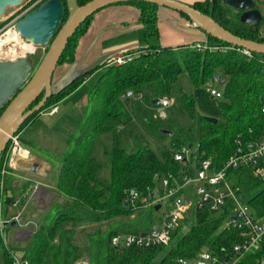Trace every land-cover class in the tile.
<instances>
[{
  "label": "trees",
  "instance_id": "16d2710c",
  "mask_svg": "<svg viewBox=\"0 0 264 264\" xmlns=\"http://www.w3.org/2000/svg\"><path fill=\"white\" fill-rule=\"evenodd\" d=\"M87 1L79 0V4ZM254 1L262 13L258 24L242 22V10L223 0H201L192 5L209 13L233 33L264 43V0ZM63 2L65 8L61 24L68 16L66 0ZM125 2L140 8L141 20L149 39L148 46L132 53V58L126 62L98 63L59 89L52 88L43 105L24 121L18 131L21 132L39 113L58 105L91 75L98 74L88 93L86 113L68 149L58 158L60 167L55 186L63 194L64 200L51 207L34 232L31 244L22 255L28 264H76L83 255L81 246L75 240L77 228L82 223L98 224L86 232L89 259L83 264H180L178 258L193 260L203 249L226 255L243 237L240 229L223 226L229 210L227 207L213 212L205 206L194 210V218L192 208L189 210L188 215L173 230L169 244L147 247L112 244L111 239L115 234L148 231L153 227L159 209L155 208L156 204L146 205L144 199L155 196L154 190L161 176L169 173L180 176L181 169L188 166L185 161L175 159V152L183 145L193 147L191 135L185 138L173 136L171 147L160 157L152 148L142 145L122 147L119 140H116L112 150L108 151L112 168L111 182L100 180L97 177L99 164L92 158L93 146L100 132L118 130L130 123V114L118 102L128 90H132L133 95H139L143 86L151 82L155 97L160 98L170 92L181 72L187 71L198 83L218 79L216 70H223L227 77L222 80L226 82V87L221 95L225 100L220 101V107L227 122L222 124L204 118L200 125L198 146L201 154L211 156L219 166L234 152V141L238 134L243 132L246 136H258L264 129V53L253 51L252 55H247L237 45L224 50L209 46L202 49L195 45L196 42L176 46L150 42L151 35L158 31L159 5L145 0ZM181 14L193 21L186 13ZM92 16L87 17L69 38L58 65L75 60L78 39L86 31ZM207 34L204 42L210 46L232 45ZM43 55L31 53L28 57L36 66ZM44 95L45 90L33 105ZM181 102L193 114L194 95L183 92ZM4 108L0 109V113ZM251 128L253 133L250 132ZM2 168L3 161L0 162V177ZM7 168L14 172L9 166ZM229 173L235 182L241 183L247 192L253 193L248 201L256 214L264 218V180L257 177L250 166L230 169ZM3 178L5 196L2 199L1 214L6 216L14 202L16 206L24 203L34 180H24L15 188L13 173H6ZM160 193H163V188ZM103 222H108L105 229L99 225ZM6 254V264H13L8 251ZM263 260L264 235L260 247L245 253L235 264H259Z\"/></svg>",
  "mask_w": 264,
  "mask_h": 264
},
{
  "label": "rangeland",
  "instance_id": "374dc122",
  "mask_svg": "<svg viewBox=\"0 0 264 264\" xmlns=\"http://www.w3.org/2000/svg\"><path fill=\"white\" fill-rule=\"evenodd\" d=\"M41 1L42 0H23L18 6H8L5 12L0 16V23L4 22L0 26V34L4 33L10 27V21L13 18L17 17L25 9H27L25 14L30 12V10L32 11L39 6L38 4ZM24 40L27 41L26 38ZM27 42L30 43L33 41L28 40ZM32 44L35 46L34 53H38L40 56L43 55L48 48V45ZM59 70L60 68L57 67L53 78H57ZM215 75L218 79H215L212 82L199 81L196 83L187 71L181 72L177 82H175L172 89L167 94L169 104L166 106H163L160 102H153L156 93L151 82H148L143 86L139 95L121 96L118 99V102L130 114L131 121L129 124L120 127L118 130L100 132L96 137L92 150V158L99 164L97 177L106 183L111 182L112 168L108 157V151L112 150L116 140H119L122 147L142 145L152 148L160 157H162L163 152L171 147L173 136L185 138V136L189 134L192 136L193 142L191 150H196L200 143V125L204 118L215 117L222 124L227 122V118L220 107V101H224L225 97L213 96L210 92V88H215L224 93L226 82L222 80L226 79L227 75L221 69H217ZM97 78L98 74L91 75L74 97L69 99L67 103H62L61 111L56 116L49 115L48 113L50 110L47 109L46 111L39 113L27 127L23 128L25 129L23 130V137H28V139L36 143L37 146H33V149L35 152H38V155L41 156V158L51 160L53 164H59L58 158L68 149L71 139L86 113L88 91L93 87ZM183 92H188L194 95L195 109L193 114L189 113L181 102ZM83 111H85L84 114ZM26 144L30 145L29 143ZM200 160L199 157H196L195 163H198ZM188 170L190 175L193 176V166L191 164L188 165ZM13 176L14 183L16 184V177L14 174ZM4 187L5 183L0 197L1 207L2 199L5 196ZM161 188H163V183L162 181H159L154 190L155 196L160 194ZM184 191L185 195L193 202L191 208L194 218V210L197 207V202L200 196L196 193L195 185L192 182H188ZM252 195L253 193L251 192H243L240 194L239 200L241 202L248 201ZM57 199L58 200H56L55 203L63 202L64 200L62 195ZM28 206L29 207L24 215L30 217L32 214L34 220L30 225L36 230L44 221L45 215L42 216V211L36 209L33 203H30ZM21 208L22 206L20 209ZM164 210L165 207L162 206L157 211L156 223L160 221ZM262 221H264V218H262ZM11 222L12 221L0 227L1 238L3 241L5 239V243H7L10 249H13L17 255H23L27 247L31 244L32 238L25 241L17 240L15 234H11L14 229ZM97 225L98 224L82 223L77 228L75 240L81 246L83 255L77 260L76 264H83L88 261L89 246L86 232L93 230ZM99 225L105 229L108 222H103Z\"/></svg>",
  "mask_w": 264,
  "mask_h": 264
},
{
  "label": "built area",
  "instance_id": "2783aa9c",
  "mask_svg": "<svg viewBox=\"0 0 264 264\" xmlns=\"http://www.w3.org/2000/svg\"><path fill=\"white\" fill-rule=\"evenodd\" d=\"M26 11L27 9L13 18L10 21V27L5 32L10 29L19 32L16 28V22ZM4 33L0 34V38ZM19 35L23 43H29L27 41L30 39L26 38L27 41H25V37L21 36L20 32ZM195 45L202 49L208 46L210 48H221L224 50L235 47L234 44L216 45L213 47L208 45L207 42H199ZM238 49L247 55H252L253 52L245 47L238 46ZM34 52L35 46L33 50H26L23 54H16L13 51H8L5 48V44H0V60L13 59ZM132 56L133 54L131 53H124L108 59L106 62L123 63L130 60ZM210 92L213 96L220 97L222 95V92L215 88H210ZM126 95H133L132 90H128ZM160 103L163 106L168 105V96L160 97ZM57 108L58 106L54 105L49 110L50 112H55ZM262 111L264 112V103L262 105ZM250 132L253 133L252 128ZM234 142V152L224 160L221 166L215 163L211 156L201 154L198 148L192 151L191 147L183 145L180 150L175 152V159L185 161L187 166L191 164L193 166V176L190 175L188 167L182 168L181 174L178 177L174 173L161 176L163 193L151 199H144L146 205L161 203V207H165L160 221L155 223L148 231L115 234L111 239L112 244L115 246L137 245L141 247L169 244L172 239L173 230L180 225L181 221L188 215L191 209L193 202L185 195L184 190L188 182H192L195 185L196 193L200 196L196 208L206 206L213 212H219L221 209L227 207L229 210L223 226L225 228L240 229L243 237L233 245L232 250L226 255H219L209 249H203L193 260L183 257L178 258L179 263L235 264L245 253L258 249L264 235V221H262V217L256 214L249 201L241 202L239 200L240 194L243 192L246 193L247 191L241 183L234 181L229 170L250 166L254 174L264 180V129L258 136L254 134L246 136L241 132L235 138ZM20 154H29V150L23 145L20 132H17L11 136L6 150L0 157V160L3 161L2 176L0 177V195L3 190L4 175L6 173H12L8 170L7 166L12 164L14 157ZM196 157L201 159L198 163H195ZM186 198L189 200L188 202H186ZM165 200L167 201L165 202ZM1 223H3V220H1ZM11 257L13 264H28V260L23 258L22 255L13 254ZM259 264H264V260Z\"/></svg>",
  "mask_w": 264,
  "mask_h": 264
},
{
  "label": "crops",
  "instance_id": "0c3cea01",
  "mask_svg": "<svg viewBox=\"0 0 264 264\" xmlns=\"http://www.w3.org/2000/svg\"><path fill=\"white\" fill-rule=\"evenodd\" d=\"M181 1L193 4L201 0ZM157 28V34L151 35L150 42L163 45L199 43L206 41L208 36L206 30L196 20L190 21L181 12L165 6H159ZM148 44L146 27L141 20V11L137 5L129 2L107 5L93 14L86 31L80 35L75 60L72 63L64 62L57 66L60 70L57 78L52 80V88L57 90L84 70L124 53H137ZM82 87L83 85L61 100L57 105V110L48 114L56 116L60 113L62 103H67ZM28 125L29 123L25 127ZM23 130L25 129L20 132L21 139L25 148L29 150V154L15 156L12 164L8 166L13 169L16 177L15 188L17 185L20 186L24 180L34 181L22 205L16 206L14 202V206L9 208L6 216H2L0 207V227L6 224V220L8 223L15 222L14 225L11 222L14 227L11 234L14 233L17 240L25 241L30 240L37 230L30 225L34 220L32 214L30 217L24 215L28 205L33 203L36 209L42 211L45 219L48 210L55 204L58 197L61 195L63 197V194L55 186L59 164H53L51 160L41 158L33 149V146H37L36 143L28 137H23ZM5 242L0 235V264H6L7 251L9 256L16 254Z\"/></svg>",
  "mask_w": 264,
  "mask_h": 264
},
{
  "label": "water",
  "instance_id": "95a60500",
  "mask_svg": "<svg viewBox=\"0 0 264 264\" xmlns=\"http://www.w3.org/2000/svg\"><path fill=\"white\" fill-rule=\"evenodd\" d=\"M23 0H0V16L8 6H18ZM131 0H66L68 16L63 24V0H45L32 11L18 19L16 28L21 36L36 44L48 45L41 61L35 66L28 55L0 60V157L6 150L10 138L17 133L24 121L38 110L52 92V78L69 38L78 26L99 9L114 3ZM186 13L206 30L207 33L228 43L264 53V43L233 33L220 24L209 13L181 0H145ZM240 8L241 21L258 24L262 13L254 0H223ZM45 90L44 97L35 105L34 101ZM153 102H160L155 97ZM207 119L218 122L215 117ZM167 200H165L166 202ZM189 200L186 198V202ZM161 203H157L158 210ZM8 221H6V224ZM14 225L15 222H12Z\"/></svg>",
  "mask_w": 264,
  "mask_h": 264
},
{
  "label": "bare ground",
  "instance_id": "6f19581e",
  "mask_svg": "<svg viewBox=\"0 0 264 264\" xmlns=\"http://www.w3.org/2000/svg\"><path fill=\"white\" fill-rule=\"evenodd\" d=\"M0 44H5V48L14 53L23 54L26 50H33L32 43H23L20 39L19 32L10 29L5 32L0 38Z\"/></svg>",
  "mask_w": 264,
  "mask_h": 264
}]
</instances>
